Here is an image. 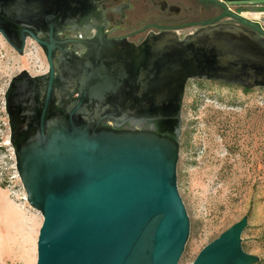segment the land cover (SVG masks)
<instances>
[{"label": "water", "instance_id": "water-1", "mask_svg": "<svg viewBox=\"0 0 264 264\" xmlns=\"http://www.w3.org/2000/svg\"><path fill=\"white\" fill-rule=\"evenodd\" d=\"M70 1L0 0L2 38L20 55L28 38L39 43L51 78L52 46L37 32L49 29L51 36ZM242 20L253 28L219 23L182 41L171 33L150 38L142 46L145 87L137 99L98 95L112 88L114 75L126 73L125 63L133 64L128 47L109 64L92 66L90 74L107 75L103 85L84 86L59 107L51 89L37 102L39 77L27 69L12 77L5 91L10 143L28 203L43 216L36 264L179 263L190 234L177 185L185 86L198 79L264 87V29ZM132 106L138 124L151 115L156 128L128 126ZM248 224L245 214L192 264L258 263L261 258L242 245Z\"/></svg>", "mask_w": 264, "mask_h": 264}, {"label": "rangeland", "instance_id": "rangeland-1", "mask_svg": "<svg viewBox=\"0 0 264 264\" xmlns=\"http://www.w3.org/2000/svg\"><path fill=\"white\" fill-rule=\"evenodd\" d=\"M23 69L43 71L42 52L28 40L20 55L0 34V252L11 253L10 264H36L43 223L41 212L29 207L16 169L5 107L10 80ZM182 121L188 134L181 140L177 185L190 234L178 264H192L205 245L245 214L243 248L261 258L255 264H264V87L192 81Z\"/></svg>", "mask_w": 264, "mask_h": 264}, {"label": "flooded vegetation", "instance_id": "flooded-vegetation-1", "mask_svg": "<svg viewBox=\"0 0 264 264\" xmlns=\"http://www.w3.org/2000/svg\"><path fill=\"white\" fill-rule=\"evenodd\" d=\"M67 6L64 21L53 28L51 36L49 29L37 32L40 39L52 46V78L44 49L34 39H27L40 49L45 62V69L40 73L33 74L27 69L33 77H39L33 86L37 102H42L51 89L57 107L68 98L78 97L84 86L103 85L107 75L90 74L94 70L92 66L109 64L121 49H133V64L125 63L126 73L114 75L116 81L112 85L109 83L112 88L100 90L98 95L137 99L145 87L141 82L145 55L142 46L150 38L171 33L182 41L201 28L219 23L252 29L242 18L260 23L253 0H71ZM192 81L199 80L187 81L185 95ZM134 107L135 114L128 126L136 130H142V126L154 130L155 117L146 116L140 125L137 123L140 116L136 114L139 111ZM106 124L115 127L112 120H107Z\"/></svg>", "mask_w": 264, "mask_h": 264}, {"label": "crops", "instance_id": "crops-1", "mask_svg": "<svg viewBox=\"0 0 264 264\" xmlns=\"http://www.w3.org/2000/svg\"><path fill=\"white\" fill-rule=\"evenodd\" d=\"M256 7L257 18L264 27V0H253Z\"/></svg>", "mask_w": 264, "mask_h": 264}, {"label": "bare ground", "instance_id": "bare-ground-1", "mask_svg": "<svg viewBox=\"0 0 264 264\" xmlns=\"http://www.w3.org/2000/svg\"><path fill=\"white\" fill-rule=\"evenodd\" d=\"M256 16H257V14H256ZM29 207L36 210L35 208H33L30 205H29ZM10 254L11 253L8 252L7 250L0 252V264H10V262H11ZM12 264H15V262H12Z\"/></svg>", "mask_w": 264, "mask_h": 264}, {"label": "trees", "instance_id": "trees-1", "mask_svg": "<svg viewBox=\"0 0 264 264\" xmlns=\"http://www.w3.org/2000/svg\"><path fill=\"white\" fill-rule=\"evenodd\" d=\"M187 132L186 131H182V136H181V140H184V143L186 142V138H187Z\"/></svg>", "mask_w": 264, "mask_h": 264}]
</instances>
